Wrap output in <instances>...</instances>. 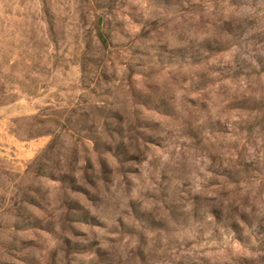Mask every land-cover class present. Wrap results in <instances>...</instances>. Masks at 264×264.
Wrapping results in <instances>:
<instances>
[{
  "label": "rangeland",
  "instance_id": "obj_1",
  "mask_svg": "<svg viewBox=\"0 0 264 264\" xmlns=\"http://www.w3.org/2000/svg\"><path fill=\"white\" fill-rule=\"evenodd\" d=\"M0 264H264V0H0Z\"/></svg>",
  "mask_w": 264,
  "mask_h": 264
},
{
  "label": "trees",
  "instance_id": "obj_2",
  "mask_svg": "<svg viewBox=\"0 0 264 264\" xmlns=\"http://www.w3.org/2000/svg\"><path fill=\"white\" fill-rule=\"evenodd\" d=\"M97 38L103 46H107L106 36L104 32L99 28V26L97 27Z\"/></svg>",
  "mask_w": 264,
  "mask_h": 264
}]
</instances>
